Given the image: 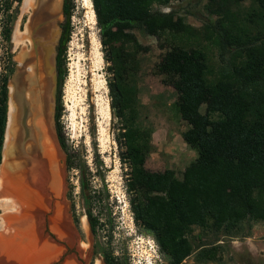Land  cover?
Returning <instances> with one entry per match:
<instances>
[{"label":"trees","instance_id":"trees-1","mask_svg":"<svg viewBox=\"0 0 264 264\" xmlns=\"http://www.w3.org/2000/svg\"><path fill=\"white\" fill-rule=\"evenodd\" d=\"M241 1L218 0V12L227 10L228 2L238 4ZM254 1L264 13V0ZM11 2L20 3L21 0ZM91 2L104 48L119 44L130 45L134 52L142 49L135 31L157 39L164 34L188 36L194 31L174 11L166 13L153 9L154 5L166 6L170 0ZM74 9L75 0H62L64 21L56 47L55 131L65 155L66 171L79 172L80 194L91 233L96 235L106 226V236L111 239L114 227L108 191L96 189L91 184V178L101 176V173L96 169L93 175L86 162L77 157L75 147L68 144L60 124L65 55ZM205 27L212 28L217 35L221 58L229 56L235 60L230 68H222L216 79H208L206 57L199 49L172 46L157 64L159 73L174 80L178 95L176 106L181 119L188 125L181 135L182 140L197 153L181 178L169 169L162 172L145 169L150 136L129 120L133 112V91L124 80L123 59L112 51L105 57L106 62L111 63L109 68L113 74L108 80L110 107L123 122L121 160L130 170L125 190L133 220L152 234L170 264H181L192 254L187 235L193 229L211 231L217 236L247 237V234L243 235L244 227L250 231L255 223L264 225V38L231 40L221 21H209ZM10 32L6 29L4 34L8 44ZM8 80L9 75L0 79V162L8 113ZM202 106H205L203 113ZM69 196L71 198V191ZM71 209L77 224L73 205ZM205 245L202 243L197 247L196 260L217 262L216 248H204ZM102 259L103 264H121L111 250H103Z\"/></svg>","mask_w":264,"mask_h":264},{"label":"rangeland","instance_id":"rangeland-1","mask_svg":"<svg viewBox=\"0 0 264 264\" xmlns=\"http://www.w3.org/2000/svg\"><path fill=\"white\" fill-rule=\"evenodd\" d=\"M47 1L39 0L31 11L23 6V0L20 3L0 0V79L3 75H9L8 111L12 104L14 114L19 110L15 97L17 91L21 90L25 99L30 102L27 95L37 96V86L41 87V93L45 90V80L41 75L38 78L34 76L32 83L26 80L28 63L25 58L30 54L31 41L29 47L26 43L15 46L13 36L16 31L24 32L30 19H33L31 26H34V35L38 36L40 33L46 39L50 29H55L52 46L56 50L60 26L64 21L62 0L52 4L55 11L51 18L48 16L40 20L38 17L43 13L47 14L49 9L48 4L45 5ZM227 5L226 12H218V0H170L166 6L154 5V10L166 13L174 11L194 31L188 36L164 34L159 39L135 31L137 42L142 49L134 52L130 45L112 44L104 48L101 45L100 29L91 0H75V9L70 19L71 35L65 55L66 77L61 92L63 111L60 124L68 144L75 147L77 157L86 162L93 175L96 169L100 171L101 176L94 175L91 184L99 190L107 189L114 228L111 239L106 236V226L99 229L96 235L91 233L80 194L79 172L66 171L65 155L55 143L58 155L55 169L59 178L57 187L55 186L57 189L53 191L50 188L53 210L44 214L43 236L48 240L50 248L60 253L55 256V260H48L47 264H95L98 260L103 264V250L113 251L121 264H170L169 259L160 252L152 234L144 231L133 220L129 195L125 190L130 170L121 160L124 151L121 135L123 122L110 107L108 80L113 78V74L109 68L111 63L106 62L105 57L112 51L120 54L123 59L126 69L124 80L133 91V112L129 120L134 127L147 131L150 136L145 169L150 172L169 169L175 172L177 178H181L185 168L195 161L197 153L182 140L181 135L188 125L181 119L176 106L178 95L174 80L159 73L157 64L172 46H180L183 49H199L205 54L209 80L216 79L222 68H230L235 60L229 56L221 58L217 35L212 28H206L205 25L209 21H221L226 25L231 40L263 39L264 13L254 0H243L238 4L228 2ZM7 8L9 12L6 13ZM6 29L11 31L9 44L4 36ZM37 38L40 40L39 43L38 39L34 41V47L45 40L40 36ZM18 61L24 63L20 69L24 73L18 72L21 74L20 78L16 82L17 85L13 86L11 82L20 68ZM11 85L15 89L18 88L13 94L10 92ZM204 110L205 106H202L201 112ZM14 126L11 131L15 132ZM53 135L55 137L54 132ZM1 159L0 168L3 157ZM47 173L49 175L48 169ZM72 205L74 215L78 219L77 224L73 221ZM1 214L0 210V216ZM52 217H60L58 220L62 219L63 226L70 230L67 240L60 238L51 229ZM83 225H86V228ZM245 234L247 237H228L222 234L217 236L211 231L193 229L192 233L187 235L193 252L181 264H264V225L255 223L250 231L244 227L243 235ZM50 237L62 248L55 246ZM249 237L253 238L256 244V254L249 251L244 243ZM234 238L241 241L239 249L232 245ZM202 243L206 244L204 248H216L217 262L200 263L196 260L197 247Z\"/></svg>","mask_w":264,"mask_h":264},{"label":"bare ground","instance_id":"bare-ground-1","mask_svg":"<svg viewBox=\"0 0 264 264\" xmlns=\"http://www.w3.org/2000/svg\"><path fill=\"white\" fill-rule=\"evenodd\" d=\"M54 2L55 0L50 4L49 15L55 11V8L52 7ZM32 5L33 0H24L26 9L32 11ZM32 20L30 19L24 32L16 31L13 41L15 46L25 45L26 43L27 47H29L31 41L30 54H27L25 58L26 63H28L26 80L32 83L34 76L38 78L41 75L45 80V90L41 93V87L37 86V96L27 95L30 97V102L27 101L30 109V118L27 120V125L28 127L32 126L33 134L29 136L30 142L22 155L23 158L16 151V147L22 141L20 127L21 104L17 101L19 110L15 108L18 110L16 114H14V107L10 104L7 113L2 150L3 163L0 168V210L2 213L0 216V264H47L48 260H55L56 255L60 253L53 251L48 245V240L43 236L44 214L53 210L50 188L53 191L57 189L55 186L57 187L59 178L55 169L56 158H58L55 151L57 142L53 135L52 118L47 102V89L49 86L47 65L49 66L52 62V57L47 54V50L53 44L55 29L51 28L52 31L50 29L46 39L44 36L38 35L45 40L41 39L42 44L40 43L37 47H34V41H37L38 36L33 34ZM18 63L20 68L17 69L16 74L24 66L23 62L18 61ZM20 72L21 74L24 73V71ZM20 75L17 74L16 76L17 82ZM11 83L13 84V82ZM13 86H10L12 94L16 91ZM17 95L18 91L16 98ZM13 126L15 132L11 131ZM58 219L60 217L51 218V229L60 238L67 240L71 232L69 233L70 230L65 225L63 226L62 219ZM86 225L83 226L86 228ZM95 264L102 263L98 260Z\"/></svg>","mask_w":264,"mask_h":264},{"label":"water","instance_id":"water-1","mask_svg":"<svg viewBox=\"0 0 264 264\" xmlns=\"http://www.w3.org/2000/svg\"><path fill=\"white\" fill-rule=\"evenodd\" d=\"M58 39H59V37H58ZM57 45H58V40H57L56 47H57ZM47 54L52 57L51 64L49 66L47 65V70H48L47 74H48V78H49V86H48V89H47V91H48L47 92V98H48L47 102L49 104V106H48L49 111L51 113L50 115H51V118H52V125L54 126V116H55L56 97H57V70H56V54H57V50H55L54 46L51 45L50 49L47 50ZM17 74L15 75V77L12 80L13 84L14 83L16 84V82H17L16 81ZM17 89H16V91H17ZM17 101L22 106V115H21V118H20V127H21V132H22V141L16 147V151H17V153H20L19 156H21V158H23L22 155L24 154L26 146L30 142L29 136H31V134H33V129H32V126L28 127V125H27V120L30 118V109H29V104H28L27 100L25 99V96H24V94H23V92L21 90L18 91ZM53 132L55 134V139H56L58 148H59L60 151H62L61 147H60V145L58 143L57 137H56L55 126L53 127ZM3 145H4V142H3ZM2 150H3V147H2ZM74 238H75V235H74ZM50 239H51V237H50ZM51 242L56 244V242H54L53 239H51ZM55 246H57V247L59 246V247L62 248V246H60L58 243Z\"/></svg>","mask_w":264,"mask_h":264},{"label":"clouds","instance_id":"clouds-1","mask_svg":"<svg viewBox=\"0 0 264 264\" xmlns=\"http://www.w3.org/2000/svg\"><path fill=\"white\" fill-rule=\"evenodd\" d=\"M165 11H168L167 9H165ZM244 243L247 244L249 251H251L253 254H256V252L258 251L256 244L253 241V238L249 237L246 238ZM232 245L233 247H235L236 249H239L241 247V241L239 238H234L232 239Z\"/></svg>","mask_w":264,"mask_h":264},{"label":"flooded vegetation","instance_id":"flooded-vegetation-1","mask_svg":"<svg viewBox=\"0 0 264 264\" xmlns=\"http://www.w3.org/2000/svg\"><path fill=\"white\" fill-rule=\"evenodd\" d=\"M39 1V0H38ZM37 0H33V7H32V9L35 7V4H36V2H38ZM47 1V0H46ZM55 1H58V0H55ZM53 2V0H48L46 3H45V5L47 6V4H48V11H47V14L46 13H43V14H41L40 15V18L38 17V19H40V20H43L44 18H48V16H49V18H51L52 17V15H49V10H51V6H50V4ZM23 3H24V0H23ZM24 6V5H23ZM25 9V8H24ZM30 22V21H29ZM39 33V32H38ZM38 35H40V33L38 34ZM13 36V35H12ZM29 36H30V34H29Z\"/></svg>","mask_w":264,"mask_h":264}]
</instances>
